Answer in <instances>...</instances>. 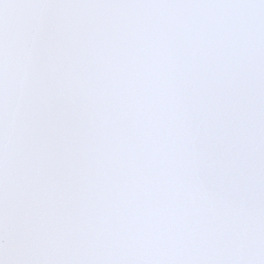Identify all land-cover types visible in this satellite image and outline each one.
<instances>
[{
    "label": "snow or ice",
    "instance_id": "snow-or-ice-1",
    "mask_svg": "<svg viewBox=\"0 0 264 264\" xmlns=\"http://www.w3.org/2000/svg\"><path fill=\"white\" fill-rule=\"evenodd\" d=\"M0 264H264V0H0Z\"/></svg>",
    "mask_w": 264,
    "mask_h": 264
}]
</instances>
